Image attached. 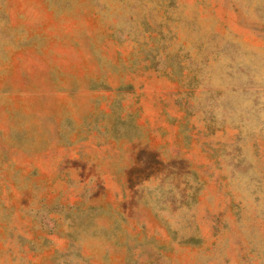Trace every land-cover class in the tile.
<instances>
[{
	"label": "rangeland",
	"instance_id": "rangeland-1",
	"mask_svg": "<svg viewBox=\"0 0 264 264\" xmlns=\"http://www.w3.org/2000/svg\"><path fill=\"white\" fill-rule=\"evenodd\" d=\"M0 264H264V0H0Z\"/></svg>",
	"mask_w": 264,
	"mask_h": 264
}]
</instances>
